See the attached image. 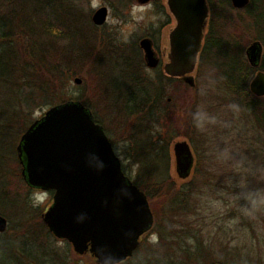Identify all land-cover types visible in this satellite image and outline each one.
Listing matches in <instances>:
<instances>
[{"label": "trees", "instance_id": "16d2710c", "mask_svg": "<svg viewBox=\"0 0 264 264\" xmlns=\"http://www.w3.org/2000/svg\"><path fill=\"white\" fill-rule=\"evenodd\" d=\"M74 1L0 0V8L4 3L9 4H7V9V6L3 7L5 11L7 10L6 14L0 16V153L3 151V138L12 132L9 123L13 121L15 115H20L22 110L26 111L31 108L33 111L36 104L32 101L35 98L41 100L44 97L47 98L43 103L52 104V106L67 101H81L93 113L97 123L104 127L114 146L115 142L110 136L107 123L103 124L98 117L99 114H96L93 109L92 104H95L100 109L99 111L103 109L100 108L99 103V105L96 104V99L87 98L84 95L85 97L81 96L75 100L62 94V81L65 80L66 75L83 74V72L85 74L89 70L91 72L95 70L99 77L97 85L100 84V87H98L99 90L94 89V94L97 97L110 99L115 121L117 120L120 124L119 131L121 132L119 133H125V138L128 139L126 140L132 151L130 157L139 167L138 179L132 180L123 165L124 173L148 196L152 206L156 201L158 203L163 201L168 207L165 210L170 219L188 220L190 215L195 217L192 224L197 226L200 233L195 231L196 233L189 236L185 233L183 226H180L170 237V242L178 246L177 248L171 247L175 249H170L172 253L163 256L155 254L154 252H161L159 247L150 255L140 256L135 264H147L153 260L155 264H264V237L262 240L255 238L256 241L251 247H247L248 249L240 243L234 244V239L230 240L226 236L207 235V239L200 238L202 223L199 227V221L202 217L200 213H196L197 204L192 205L194 201H198L196 199L198 196L195 195V198L193 194L188 193V189L182 187L178 189L169 183L168 146L184 137L188 138L198 150L196 143L204 142V140L192 129L196 127L194 120L188 116V109H185L188 106L183 107L180 103L182 101L175 97L176 94L166 90L162 79L165 78L169 82L178 81L184 93L197 91V88L188 87L182 79L168 77L164 71L159 74L157 81H151L143 73L144 62L141 60L142 65L140 64L139 67L131 58L130 53L129 56L122 55L119 60L113 58L118 61L115 67L118 74L117 81L104 76L98 67L103 62L100 58L101 54L105 52V47L109 46V40H106L108 37L104 33L102 35L97 33L101 29L95 28L89 18L87 20L90 32L89 30L76 32L77 29L73 31L74 27L73 30L70 29L71 24L76 20L73 16L77 15ZM79 19L81 20L80 17ZM255 32L257 39L264 44V29L256 27ZM87 39L92 40L91 46H84ZM216 39L218 43L214 42ZM109 47L112 50H118L116 47L115 49L112 46ZM114 53L118 52L114 51L111 54ZM242 55V46L239 42L231 41L229 34L227 40L219 33H216V36L213 33L203 47L199 66L207 61L211 64L210 68L219 70L224 87L243 98L248 112L255 116L257 121L255 125L263 134L264 140V98H258L250 91V80L257 70L248 65L249 62L245 64L241 58ZM81 64L86 68L80 66ZM92 66L95 68L92 69ZM259 70L264 72V58ZM138 71H141L144 76L141 79ZM14 93L20 95L22 99L7 105L5 99ZM29 102L32 104L31 107L28 105ZM102 118L104 120L103 115ZM33 121L24 125V132ZM159 122H161V128L150 124ZM17 145L15 151L17 163L21 169ZM1 164L0 161V169H2ZM261 210L249 208L248 212L257 215L264 213V208ZM153 211L156 222L152 232L158 233V242L164 247L162 251L166 252L169 250L167 248L170 236L169 221L158 218L159 212L156 208L153 207ZM241 217L246 220L247 224L252 225L245 215ZM40 227L39 236L44 234L49 240L48 244L55 246L54 241L57 239L42 221ZM251 227L253 228V225ZM23 228L18 231L20 235H14L16 239H4L5 242L2 241L3 237H0V264H66L68 254L62 257L52 250L43 252V245L37 239L33 244L28 245L29 247L25 246L24 238L22 241L20 239L26 234ZM162 230L168 232L163 234ZM252 230L254 231V228ZM189 239L191 243L185 245ZM65 243L69 251L71 245L66 241ZM143 245L141 242L134 257L123 264H131L132 260L143 250ZM257 245L258 248H256ZM16 252L22 257H17L14 254Z\"/></svg>", "mask_w": 264, "mask_h": 264}, {"label": "rangeland", "instance_id": "374dc122", "mask_svg": "<svg viewBox=\"0 0 264 264\" xmlns=\"http://www.w3.org/2000/svg\"><path fill=\"white\" fill-rule=\"evenodd\" d=\"M74 3L77 7V15L73 16L76 20L71 24L70 29L73 30L74 27L73 31L77 29L76 32L83 30H89L90 32V25L87 19L92 20L95 12L103 6L109 9L107 22L100 28V32L98 30L97 33L107 35L108 45L114 49L116 47L118 50H112V48L107 46L105 47V52L101 54L102 57L100 58L103 62L98 69L104 76L106 75L108 78L117 81L118 74L115 67L118 61L114 59L119 60L122 55L129 56V53L139 67L141 60L144 62L143 73L151 81H155L159 74L164 71L163 67L169 60L165 57L163 58V52L170 53V33L168 28H164L165 26L163 27V25L171 19L170 13L167 12L165 14L163 11L158 10L154 4L142 5L138 0H75ZM7 4L4 3L0 8L1 17L6 14L7 10L5 11L3 7L7 6V9L9 5ZM91 23L93 24V22ZM94 27L96 28L95 25ZM253 29L252 26H249V28L244 27L241 31L240 29L236 31L234 28L221 32L229 34L231 41L239 42V45L243 48L241 58L245 64L248 63L246 50L253 41L257 40L256 32ZM145 38L153 40L154 49L160 56L161 63L156 69L147 67L144 61V52L139 45ZM225 39L228 40L227 37ZM87 45H92L91 39L85 41L84 46ZM114 51L118 53L111 54ZM248 65L250 64L248 63ZM80 66L86 68L82 64ZM210 66L211 64H208L207 61L203 65H198L196 72L193 74L196 84L194 88H197V91H189V94L188 92H183V88H181V84L178 81L169 82L165 78L162 79V84L165 85L166 90L174 92L176 94L175 97L182 101L180 103L183 107L185 105L188 106L185 109H188V116L194 120L196 127L192 129L204 140V142L196 143L198 150L188 138L184 137L175 140L168 146L169 183L178 189L181 187L188 189V193L193 194L194 197L195 195L198 196L197 198L195 197L198 201H194L192 205L197 204L195 206L197 208L196 213H200V217H202V220L200 219L199 221V227H201L202 223L200 238L207 239L209 235L214 237L219 235L226 236L230 240L234 239V244L240 243L248 249L256 241L255 238L262 240L264 237V213L254 215L252 212H248L249 208L260 210L264 208L263 134L255 125L257 123L256 118L248 112L244 99L224 87L219 76V70L210 68ZM94 68L92 66V69ZM87 72L85 74L83 72V74L73 73L66 75L65 80L62 81V94L75 100L81 96L96 99V104L99 103L101 105L100 108L103 109L99 111L100 109L95 104H92L94 111L99 114L98 117L103 124L107 123L110 136L115 142L114 148L121 158L127 173L132 180L138 179L139 167L136 161L130 157L132 151L129 148L128 139L125 138V133H119L121 132L119 131L120 124L117 120L115 121L110 99L97 97L94 94V89L99 90L98 87H100V84L97 85L99 83L97 71L91 72L89 70ZM138 73L140 79L144 77L141 71H138ZM256 74L257 72L252 75L250 83ZM77 78L82 80L81 84L75 83ZM112 83L110 80V84ZM188 87L190 86L188 85ZM252 95L254 94L252 93ZM46 98L44 97L41 100L35 98L32 101L33 104H36L33 111H31V108L26 111L22 110L20 115H15L13 121L9 123L12 128L11 134L2 140L3 151L0 153V161L2 163V169H0V204L2 206L0 205V215L6 218L8 225L5 232H0V237H3L2 241L8 238L16 239L14 235H20L18 231L26 227L25 229L23 228L26 234L20 238L21 241L24 238L23 244L25 243V246L33 244L34 240L36 241L37 239L43 245V252L52 250L62 257L68 254L66 256V264H96L91 255L80 256L74 252L72 247L68 251L67 244L63 240L57 239V241H54L55 246L52 247V245L48 244L49 240L44 234L39 236L43 214L52 205L53 195L51 192L29 189L24 183L20 166L17 163L15 146L25 130L24 125L40 118L52 107V104L45 105L43 103ZM21 99L20 95L14 93V95L7 97L5 102L8 105ZM28 105L29 107L32 106L30 102ZM106 119L108 121L110 119V121L108 122ZM160 123L150 124L154 127H159ZM154 127L152 128L156 129ZM119 136L122 138H118ZM178 141L188 142L194 154L195 164L191 176L187 179L180 178L176 170L173 146ZM151 207L154 217L153 207L159 212L158 218L161 217L160 219L169 221L170 236L168 237L169 242L167 245L169 250L166 252L162 251L164 247L158 242V233L150 231L142 238L143 250L138 253L131 264L138 262L139 257L144 254L150 255L159 247L161 252H154L155 254L163 256L172 253L171 250L175 249H171V247L177 248L178 246L170 242V237L180 226H183L185 233L189 236L196 233L195 231L200 234L197 226L192 224L195 217L190 215L188 220H184V218L170 219V216L167 215L168 212L165 210L168 207L163 201L160 203L156 201ZM242 215L249 219L248 221L252 223L254 231L252 230V225L247 224L246 220L241 217ZM162 232L164 234L168 231L162 230ZM188 243H191V239L185 245ZM256 248H258V245ZM17 253L14 254L17 257H22L21 254ZM164 259L163 262L165 261ZM153 262H147V264H155L154 260Z\"/></svg>", "mask_w": 264, "mask_h": 264}, {"label": "water", "instance_id": "95a60500", "mask_svg": "<svg viewBox=\"0 0 264 264\" xmlns=\"http://www.w3.org/2000/svg\"><path fill=\"white\" fill-rule=\"evenodd\" d=\"M150 0H138L145 4ZM239 6L247 0H235ZM176 26L170 31L169 62L164 73L195 87L203 46L208 9L206 0H168ZM108 9L97 10L93 22L103 26ZM147 67L156 69L160 58L153 41L140 42ZM250 65H261L262 45L246 51ZM75 83L81 84L77 78ZM251 92L264 97V72L250 83ZM24 180L32 187L54 191L53 205L43 222L58 239L67 240L79 255L91 253L97 264H121L133 257L140 238L154 225L147 195L123 172L104 127L80 101L51 107L23 134L17 148ZM180 178L191 176L195 164L191 146L178 141L173 146ZM0 216V232L7 230Z\"/></svg>", "mask_w": 264, "mask_h": 264}, {"label": "flooded vegetation", "instance_id": "af4514ba", "mask_svg": "<svg viewBox=\"0 0 264 264\" xmlns=\"http://www.w3.org/2000/svg\"><path fill=\"white\" fill-rule=\"evenodd\" d=\"M145 4H154L158 10L163 11L165 14H167V12L171 14V19L163 25V27L165 26L164 28H168L170 33V31L176 26V21L169 9L168 0H150ZM206 5L208 9V18L203 46L206 44L209 38L213 36V33L215 36L216 33H219L222 38H228L227 34L221 33L224 31H229L227 29L235 28L236 31H239V29L241 31L244 27L249 28V26L254 28L253 31H255L256 27L259 29H264V0H247L246 4L243 6H239L235 0H206ZM93 16L91 22H93ZM103 26H100L99 28ZM214 42L218 43V40L216 39ZM256 42H259L262 45V62L264 58V44L259 39L253 41L252 44ZM164 57L169 60V54H167V52H163V58ZM29 189L36 191V189L31 187Z\"/></svg>", "mask_w": 264, "mask_h": 264}]
</instances>
